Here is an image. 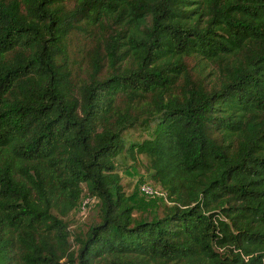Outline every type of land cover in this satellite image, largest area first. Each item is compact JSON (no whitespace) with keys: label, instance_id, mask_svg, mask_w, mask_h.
I'll list each match as a JSON object with an SVG mask.
<instances>
[{"label":"trees","instance_id":"trees-1","mask_svg":"<svg viewBox=\"0 0 264 264\" xmlns=\"http://www.w3.org/2000/svg\"><path fill=\"white\" fill-rule=\"evenodd\" d=\"M0 264H264V0H0Z\"/></svg>","mask_w":264,"mask_h":264},{"label":"rangeland","instance_id":"rangeland-1","mask_svg":"<svg viewBox=\"0 0 264 264\" xmlns=\"http://www.w3.org/2000/svg\"><path fill=\"white\" fill-rule=\"evenodd\" d=\"M128 135L142 139L147 136V133L140 132L136 129ZM146 161L147 160L142 155L136 156L135 159H132L127 154H120L115 158L117 172L120 176L124 190L127 193H140L136 197L135 202H133L135 213L139 212L141 217L149 218V215L153 212L152 209L160 203L161 198L156 194L151 196L149 194H142L139 189L140 184L144 182L151 188L159 191L156 184L148 178ZM95 203V200L91 199L88 194H85L80 206L68 216L69 228L73 233L83 234L87 226L92 221H96ZM158 210H160V207Z\"/></svg>","mask_w":264,"mask_h":264},{"label":"built area","instance_id":"built-area-1","mask_svg":"<svg viewBox=\"0 0 264 264\" xmlns=\"http://www.w3.org/2000/svg\"><path fill=\"white\" fill-rule=\"evenodd\" d=\"M139 189H140V191H141L142 194H143V193H144V194H149L150 196L158 193L157 190L151 188L150 186H148V185H147L146 183H144V182H143L142 184H140Z\"/></svg>","mask_w":264,"mask_h":264}]
</instances>
